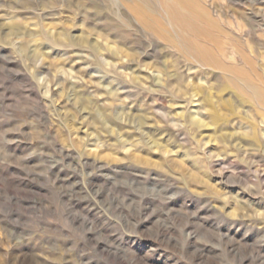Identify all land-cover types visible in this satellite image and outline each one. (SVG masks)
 I'll return each mask as SVG.
<instances>
[{"label": "rangeland", "instance_id": "obj_1", "mask_svg": "<svg viewBox=\"0 0 264 264\" xmlns=\"http://www.w3.org/2000/svg\"><path fill=\"white\" fill-rule=\"evenodd\" d=\"M254 86L264 0H0V264H264Z\"/></svg>", "mask_w": 264, "mask_h": 264}, {"label": "bare ground", "instance_id": "obj_2", "mask_svg": "<svg viewBox=\"0 0 264 264\" xmlns=\"http://www.w3.org/2000/svg\"><path fill=\"white\" fill-rule=\"evenodd\" d=\"M263 72V71H262ZM254 91L259 97V100L264 104V91L254 86ZM255 99V98H254ZM201 122V121H200ZM230 135V134H229ZM228 135V136H229ZM258 135V134H257ZM241 141V140H240ZM249 143V142H248ZM255 144V143H254ZM257 149V148H256Z\"/></svg>", "mask_w": 264, "mask_h": 264}]
</instances>
